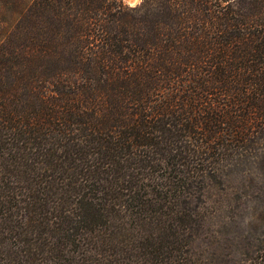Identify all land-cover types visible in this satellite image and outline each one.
I'll return each mask as SVG.
<instances>
[{
	"label": "trees",
	"instance_id": "16d2710c",
	"mask_svg": "<svg viewBox=\"0 0 264 264\" xmlns=\"http://www.w3.org/2000/svg\"><path fill=\"white\" fill-rule=\"evenodd\" d=\"M216 183L264 264V0H0V264H196Z\"/></svg>",
	"mask_w": 264,
	"mask_h": 264
},
{
	"label": "rangeland",
	"instance_id": "374dc122",
	"mask_svg": "<svg viewBox=\"0 0 264 264\" xmlns=\"http://www.w3.org/2000/svg\"><path fill=\"white\" fill-rule=\"evenodd\" d=\"M142 0L121 2L135 7ZM238 192L243 193L236 188ZM198 209L203 221L195 228L190 241L193 261L196 264H233L239 255L249 250L248 239L254 235L247 224L249 218V202L243 195H227L220 192L219 185L207 184L200 192ZM253 197H251L252 199ZM248 199V197H247ZM250 199V200H251ZM229 218V219H228ZM264 232V229H261ZM253 241L252 248L257 244Z\"/></svg>",
	"mask_w": 264,
	"mask_h": 264
},
{
	"label": "bare ground",
	"instance_id": "6f19581e",
	"mask_svg": "<svg viewBox=\"0 0 264 264\" xmlns=\"http://www.w3.org/2000/svg\"><path fill=\"white\" fill-rule=\"evenodd\" d=\"M127 1H130L132 3L134 0H127Z\"/></svg>",
	"mask_w": 264,
	"mask_h": 264
}]
</instances>
